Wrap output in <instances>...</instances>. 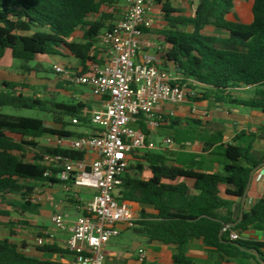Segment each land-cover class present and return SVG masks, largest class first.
I'll use <instances>...</instances> for the list:
<instances>
[{
  "label": "trees",
  "instance_id": "obj_1",
  "mask_svg": "<svg viewBox=\"0 0 264 264\" xmlns=\"http://www.w3.org/2000/svg\"><path fill=\"white\" fill-rule=\"evenodd\" d=\"M110 1L0 0V58L9 50L13 58L21 61L20 69L25 73L54 72L40 59L63 56L64 51L84 67L87 62L101 63L96 45L110 15L102 14L96 20H89L88 16L98 13L100 6ZM153 2L160 5L164 22L163 28L156 30L165 44L162 66L171 63L180 81L199 90L189 100H212L264 112V0H248L252 12L249 23L240 21L235 0H198L191 15H185L184 10L172 6L169 0ZM208 27L214 33H206ZM78 28L83 33L81 41L70 40ZM67 84L57 81L56 88L67 89ZM241 86L252 87V93L247 97L236 95L234 92ZM27 88L29 85L23 81H1L0 107L39 110L50 118L52 125L45 118L0 112L2 217H9L11 208L21 213H36L35 184L62 183L57 176L60 169L43 163L45 155L61 154L76 160L83 157L82 151L46 146L40 143V138L86 135L72 130L73 117L78 118L77 125H90L89 119L80 115L86 107L84 102L58 100L55 95L27 94L24 92ZM142 130L148 135L145 128ZM262 135L264 123L255 132L242 130L231 142L221 143L218 147L227 160L221 173L170 166L165 164L163 154L145 151L143 158L151 177L141 180L125 173L114 196L155 208L154 214L142 209L134 229L149 241L176 244L174 264H193L184 252V245L192 238H202L206 245L227 257L253 258L256 264H264V242L229 237L237 229L264 230V197L243 211L236 226L225 228L238 219L241 211L239 203L225 196L242 197L251 171L262 161L253 153V143ZM28 152L33 153L29 160L25 158ZM136 167L141 170L143 165L137 163ZM47 170L52 172L51 176L44 175ZM185 178L194 180L192 187ZM15 232L11 227L10 234ZM39 249L62 258L71 255L65 247L53 244L45 243ZM0 264L76 263L29 256L8 238H2Z\"/></svg>",
  "mask_w": 264,
  "mask_h": 264
},
{
  "label": "built area",
  "instance_id": "obj_2",
  "mask_svg": "<svg viewBox=\"0 0 264 264\" xmlns=\"http://www.w3.org/2000/svg\"><path fill=\"white\" fill-rule=\"evenodd\" d=\"M153 5V0H127L122 17L98 35L101 63L89 62L86 70L68 64L51 66L58 81L86 86L92 96L99 98L98 106L84 107L80 113L89 119L93 127L90 133L44 137L46 146L84 153L80 160L61 154L45 155L42 160L60 169L57 176L64 188L73 185L92 191L91 199L83 205L85 214L72 225L66 226L60 213L51 217L56 229L68 230L65 247L76 264H105V248L112 237L119 235L120 226H136L138 218L131 206L117 199L114 193L122 185L130 160L139 151L154 147L142 128L156 131L165 121L164 103H184L199 91L163 67L162 58L155 53L139 57L144 47L152 46L144 34L154 25ZM191 112L206 113L196 108ZM71 122L76 125L79 120L73 117ZM164 142L171 144L173 140L167 137ZM90 152L95 157L89 160ZM263 173L261 170L259 177ZM51 174L50 170L44 173ZM229 237L240 239L234 231ZM48 238V233L38 237L36 245L45 244ZM139 252L142 259L143 250Z\"/></svg>",
  "mask_w": 264,
  "mask_h": 264
},
{
  "label": "crops",
  "instance_id": "obj_3",
  "mask_svg": "<svg viewBox=\"0 0 264 264\" xmlns=\"http://www.w3.org/2000/svg\"><path fill=\"white\" fill-rule=\"evenodd\" d=\"M169 1L172 6L184 10L185 15H191L192 13L185 11V9L191 5V10L194 11L198 0ZM116 5L117 4H102L99 12L89 15L88 19L96 20L99 19L102 14L110 15L109 19L105 20L106 27L104 29H107L122 17L127 5V0H125L124 7L121 8L122 10L118 9ZM235 5L237 7L236 0ZM152 16L154 18V25L152 28L146 29L144 34V39L152 43V46L144 47L139 53V57H142L144 54L155 53L162 58L161 53L165 50V44L156 32V30L162 29L164 26V22L160 16L159 4L154 3ZM227 18L233 20L230 16ZM208 28L212 29L211 27ZM104 29H102V31ZM82 34V30L78 28L70 37V40L81 41ZM78 37L81 39L77 40ZM96 50L98 51L97 58L99 59L100 46L98 43L96 45ZM7 52L10 53L9 50H6L4 55H6ZM54 63L56 62L54 61ZM88 64L89 62H87L84 67L76 60L71 66L83 67L85 70ZM165 68L174 72V67L171 63H168ZM20 76L19 80H7H14L16 82L23 81L25 79V74H21ZM29 76H31V74H29ZM55 79L56 85L58 81L56 76ZM27 80L28 79H26V81ZM64 90L66 92H71L74 100L84 102L88 108L96 107L99 104V98L92 96L90 91H76L72 90V88L63 89V91ZM252 91V87L241 86L234 93L241 97H247ZM193 108L199 111H205L206 113L205 115H194L191 112ZM162 112L165 116L164 123L156 131H148L147 135V139L153 142L154 147L152 149L139 151L129 162L126 173L131 177H136L141 180H147L151 177V172L145 166L146 162L143 158L145 151L163 154L166 158L165 164L170 166H190L195 171L221 173L223 165L227 160L218 146L221 143L231 142L232 138L242 130L255 132L257 128L264 123V112L259 109L213 102L212 100L194 101L190 99L177 105L164 103L162 105ZM169 112H173V115H169ZM47 124L49 126L52 125L51 123ZM92 130L93 127L88 125L87 127H83L79 132L88 134ZM161 132L164 133V139L156 146V143L152 140V135ZM167 137L173 140L169 147H165L166 143L164 140ZM41 139L43 138H40V140ZM28 153L33 155L32 152ZM253 153L258 158H261L262 161L252 175L243 211L249 210L258 199L264 197V173L259 177V172L264 170V135L254 141ZM94 157L95 155L91 152L87 155L89 160ZM137 163L143 165L141 170L136 167ZM184 180L189 187H192L194 182L193 179L185 178ZM195 193L197 192L195 191ZM82 195H85L86 198ZM222 195L225 196L224 194ZM91 197L92 191L85 188L71 185L66 189L63 187L62 183L50 185L46 182H37L34 192V200L38 204L37 212L21 213L15 211V209L13 211L11 208V215L9 217L0 216V232L3 234L2 237L0 236V239L8 238L10 242L16 244L29 256L59 259L69 262L72 260L71 255H65L62 258L58 254L43 253L39 249V246L36 245L37 238L40 236L45 237L48 233L50 238L46 241L47 244L65 247V241L69 237V232L67 229H56L51 217L55 213H60L64 218L66 226L72 225L79 216L84 214L83 205L89 201ZM225 197L239 204L241 203V198L238 199L231 196ZM37 198H39V200H37ZM121 201L131 206L138 220L140 219V212L142 209L147 214L156 213L152 205L128 200ZM251 201H253L252 204ZM13 212H16L17 216H12L14 214ZM9 222L13 224H9ZM11 227L16 231L14 235L10 234ZM135 227H137V224ZM135 227L128 228L120 226L119 235L112 237L105 248V264H174L173 254L177 249L176 244H168L157 240L149 241L139 234L134 229ZM234 232H237L240 238L258 243L264 242V230L262 229L250 227L245 230L237 229L234 230ZM139 249L143 250L142 259H140ZM184 252L185 255L191 259L193 264H256L253 258L227 257L221 251L206 245L202 238L190 239L184 245Z\"/></svg>",
  "mask_w": 264,
  "mask_h": 264
},
{
  "label": "rangeland",
  "instance_id": "obj_4",
  "mask_svg": "<svg viewBox=\"0 0 264 264\" xmlns=\"http://www.w3.org/2000/svg\"><path fill=\"white\" fill-rule=\"evenodd\" d=\"M237 2V12L239 13V19L243 23H249L252 20V12H251V4L248 2V0H236ZM125 0H111L109 2H105L104 5H110V4H117V8L122 10L121 8L124 7ZM191 6V5H190ZM186 7L185 11H188L189 13H192L193 11L191 10V7ZM230 18L233 19L232 16ZM206 33H214L212 29L206 28L205 29ZM81 38L78 37L77 40H80ZM45 67H50L54 63V61L58 64L61 65H73L75 63L76 59L71 56L67 51L63 52V56L59 55H54V56H49V57H44L40 59ZM20 64L21 61L18 59L13 58L9 52L6 53V55H3V57L0 58V84L1 81L7 80V79H20L21 74H25V79L23 80L26 84L29 85V88L25 89L24 92L27 94L30 93H36L38 95L42 96H49V95H55V97L58 100H69L73 101L74 98L72 97L71 92H66L63 89L56 88L55 85V73L48 71V72H30V73H25L20 69ZM35 62H31V65H34ZM31 74V76H29ZM26 79H28L26 81ZM13 80V81H14ZM66 88H72V90L76 91H89L88 87L86 86H79V85H66ZM0 112L2 113H7L15 116H30V117H40V118H45L47 120V123L50 122V118L44 114L43 112L36 110V109H17L13 108L10 106H4L0 107ZM90 126V125H89ZM72 130L79 132L83 129V125H73ZM164 139V133H159V134H154L152 135V140L156 143V146L162 140ZM41 144L45 142L44 138L40 140ZM165 147H169L170 144H165ZM32 154L26 153L25 158L26 159H31ZM39 193V192H38ZM84 198H86L85 195H82ZM14 211V209H13ZM14 213V214H13ZM12 216H17L16 212H13ZM0 236L2 237L3 234L0 232Z\"/></svg>",
  "mask_w": 264,
  "mask_h": 264
},
{
  "label": "water",
  "instance_id": "obj_5",
  "mask_svg": "<svg viewBox=\"0 0 264 264\" xmlns=\"http://www.w3.org/2000/svg\"><path fill=\"white\" fill-rule=\"evenodd\" d=\"M256 168H257V167H256ZM256 168L253 169V170L251 171L250 176H249V180H248L247 185H246V187H245L244 193H243V195H242V197H241V203H240V205H241V211H240V214H239L238 219H237L236 221H234V222L229 223L228 225H226L225 228H228V227H234V226H236V225L238 224V222L241 220V218H242V214H243V207H244V205H245V200H246V197H247V192H248V189H249L250 184H251L252 175H253V173L255 172Z\"/></svg>",
  "mask_w": 264,
  "mask_h": 264
}]
</instances>
